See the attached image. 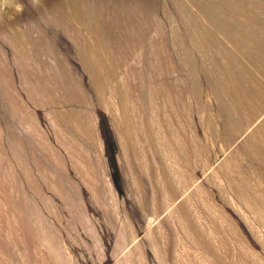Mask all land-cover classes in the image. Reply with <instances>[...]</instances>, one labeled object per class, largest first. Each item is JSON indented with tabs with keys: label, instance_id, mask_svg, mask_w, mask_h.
Returning <instances> with one entry per match:
<instances>
[{
	"label": "rangeland",
	"instance_id": "1",
	"mask_svg": "<svg viewBox=\"0 0 264 264\" xmlns=\"http://www.w3.org/2000/svg\"><path fill=\"white\" fill-rule=\"evenodd\" d=\"M0 264H264V0H0Z\"/></svg>",
	"mask_w": 264,
	"mask_h": 264
},
{
	"label": "bare ground",
	"instance_id": "2",
	"mask_svg": "<svg viewBox=\"0 0 264 264\" xmlns=\"http://www.w3.org/2000/svg\"><path fill=\"white\" fill-rule=\"evenodd\" d=\"M89 46V45H88ZM102 61V60H101ZM102 69V68H101ZM117 94V93H116ZM137 96V95H136ZM115 98H116V95H115ZM117 100V99H116ZM117 103V102H116ZM120 104V103H119ZM123 104H125V102L123 103ZM113 105V104H112ZM123 107V106H122ZM76 129V128H75Z\"/></svg>",
	"mask_w": 264,
	"mask_h": 264
}]
</instances>
